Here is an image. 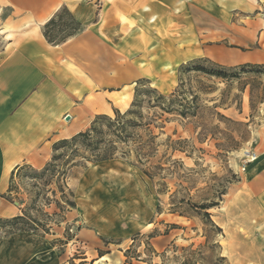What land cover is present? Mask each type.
Here are the masks:
<instances>
[{
	"label": "rangeland",
	"instance_id": "374dc122",
	"mask_svg": "<svg viewBox=\"0 0 264 264\" xmlns=\"http://www.w3.org/2000/svg\"><path fill=\"white\" fill-rule=\"evenodd\" d=\"M179 1V10H166L159 17H153L156 8L149 5L152 11L135 38L137 48L130 55L124 52L127 39L117 43L119 50L101 42L103 47L95 54L105 69L99 75L87 69L85 73L98 79L100 87L93 92H100L103 106H72L67 113L71 115L69 121L60 117L58 131L63 129L62 136L70 138L85 131L96 115L114 118L115 109L124 113L131 106L139 79H149L151 86L164 94L172 93L180 83V64H171L168 59L156 63L163 54L158 46L163 44V37H170L174 24L187 17H192V35L197 38L194 58L211 59L206 53L209 48L245 52L263 49L264 0ZM7 14V10L0 9V20ZM128 23L134 25L129 20ZM241 30L255 33V38L242 39ZM110 52L114 53L113 58ZM110 57L113 66L109 70L105 65ZM135 66L148 69L147 75L120 81L111 88L117 91L114 98V93L105 88V84L113 82L107 78L111 75L114 79ZM260 77L258 80L264 83V75ZM255 79L251 73L229 83L201 74L185 77V86L199 95V113L188 118L165 115L161 120L167 117L169 121L162 128L151 125L152 134L140 131L146 141L151 135L156 136L152 149L146 152L150 156L142 163L136 156L138 142L119 144L118 157L111 160L93 163L77 158L79 165L71 169L67 179L77 206L66 213L65 221L53 226L51 234L36 238L37 241L46 245L57 238L66 241L55 243V251L57 257L68 259L70 264H133L147 259L152 264H162V253L163 264H182L187 257L195 258L196 264H264V103L252 111L249 84L245 91L239 90L245 82L254 83ZM239 100L243 101L242 111L237 109ZM233 138L240 143L231 148ZM176 142H181L177 146L183 150H172ZM79 150L85 155L90 153L82 145ZM123 151H129L127 157H122ZM27 175L16 179L18 195L14 192L13 202L0 198L4 210L11 208L21 213L37 191L39 207L44 206L46 196L54 198L53 189L57 190L56 198H61L57 184L47 185L44 179L35 183ZM195 204H212L207 211L221 230L206 220ZM158 205L161 213L156 212ZM44 209L49 213L58 211L54 204ZM66 228L72 239L65 236ZM151 233L156 236L147 238ZM0 236L6 237L2 229ZM102 238L111 242L105 244ZM146 242L156 253L147 250Z\"/></svg>",
	"mask_w": 264,
	"mask_h": 264
},
{
	"label": "crops",
	"instance_id": "0c3cea01",
	"mask_svg": "<svg viewBox=\"0 0 264 264\" xmlns=\"http://www.w3.org/2000/svg\"><path fill=\"white\" fill-rule=\"evenodd\" d=\"M149 5L156 8L153 17L181 8L179 0H0V9L8 11L0 20V198L7 191L17 165L44 167L51 159L54 140L69 138L60 134L63 129L58 131L61 115L65 117L75 104L93 109L103 106L100 92H93L100 87L98 79L86 74L85 69L98 75L105 69L95 54L103 47L101 42L119 50L117 43L127 39L124 52L130 55L135 51L134 40L152 11ZM62 6L85 28L65 43L52 45L45 39L42 26ZM261 26L264 27V20ZM240 34L242 39L255 38V33L249 30H241ZM196 39L192 35V17L175 23L170 37L161 39L163 44L158 49L163 54L156 63L168 59L171 64L181 65L193 59ZM261 39L264 40V33ZM233 40L243 43L240 39ZM206 53L227 65L264 63V43L258 51L217 47ZM110 56L113 58L114 53L110 52ZM111 57L105 65L109 70L113 66ZM147 70L135 66L114 79L110 75L107 80L114 83L105 84V88L116 98L117 91L111 88L120 81L146 76ZM0 206V217L19 214V210H4L2 201ZM39 237L45 236L16 232L3 237L0 264H70L68 259L56 256V244L39 243ZM133 264L149 263L136 260Z\"/></svg>",
	"mask_w": 264,
	"mask_h": 264
},
{
	"label": "trees",
	"instance_id": "16d2710c",
	"mask_svg": "<svg viewBox=\"0 0 264 264\" xmlns=\"http://www.w3.org/2000/svg\"><path fill=\"white\" fill-rule=\"evenodd\" d=\"M84 25L81 21L76 19L72 12L66 7H60L50 19L42 26V31L45 39L52 45H60L68 41L70 38L76 36L84 30ZM179 85L169 95L162 93L158 88L151 86V81L147 78H142L136 81L137 86L134 91V99L128 110L122 113L119 109H115V117L106 114L96 115L90 124V127L85 131L76 133L70 138H64L56 141L53 144V153L51 159L45 166L38 170L28 164L17 165L11 173L8 189L1 196L13 202L14 192L17 189L16 179L23 177L26 173L35 183L39 180H46L47 183L57 184V188L62 192L61 198H56V189H53L54 198L46 196L44 206L39 207L36 202L40 191H37L33 197H30V204L21 209V213L13 217H0V230L2 229L4 235L13 234L16 232H31L40 236H46L53 232L54 225H60L62 221L66 220V213L72 208H76L77 204L74 200V192L68 188L67 179L71 169L79 165L77 158L81 157L84 161L93 163L107 161L118 157L119 144L139 143L136 151L137 160L143 162L145 158L150 155L146 153L147 150L152 149L155 135H151V139L146 141L139 135L140 131L150 132V126L162 128L163 123L169 121V118L163 117L165 115L178 114L183 118L196 116L200 111L199 95L192 88H187L184 84V78L190 74H201L206 77L218 78L223 82L229 83L233 81H240L243 74L251 73L257 77L254 83H246L239 88L240 92L246 90L249 84V106L252 111L257 109L264 103V83L259 81L260 76L264 75V63L245 62L234 66H228L217 63L207 57H196L187 62L182 63L178 68ZM243 101L237 102V109L242 111ZM216 107V106H215ZM145 109L147 111H145ZM149 114H152L151 116ZM221 117L231 121L232 119L221 115ZM253 117V114H251ZM161 120V122H159ZM238 123V122H236ZM248 126V123H244ZM110 136V137H109ZM234 145L231 148L238 146L240 142L233 138ZM174 143L172 150H183ZM79 145H82L86 150L90 151L89 155L82 154L79 150ZM128 152H122V157H127ZM144 172L153 178V175L144 169ZM27 175V176H28ZM58 181H63L59 185ZM37 185V184H35ZM66 185V189L63 187ZM17 195L18 193L15 192ZM19 198V197H17ZM22 200V199H20ZM55 205L58 211L49 213L45 211V207ZM196 209L202 211V215L208 220L217 230H221L213 220L210 213L207 211L213 205L195 204ZM160 205L157 206V213H161ZM60 216L61 220L57 217ZM68 239L73 236L69 234L66 228L64 232ZM136 233L135 236H138ZM3 236V235H2ZM0 236V240L3 238ZM156 235L151 233L147 238H153ZM105 244L111 241L102 238ZM57 242L66 243L61 238L54 239L52 244ZM118 242L117 244H119ZM147 243V250L156 253L149 242ZM127 252V251H126ZM101 256L105 253L100 252ZM126 255H128L126 253ZM162 257V264L164 263L165 253L160 254ZM140 258V255H136ZM151 264V259L145 260ZM182 264H196V259L187 257Z\"/></svg>",
	"mask_w": 264,
	"mask_h": 264
},
{
	"label": "water",
	"instance_id": "95a60500",
	"mask_svg": "<svg viewBox=\"0 0 264 264\" xmlns=\"http://www.w3.org/2000/svg\"><path fill=\"white\" fill-rule=\"evenodd\" d=\"M71 119V115L70 114H67L66 116H65V120L66 121H69Z\"/></svg>",
	"mask_w": 264,
	"mask_h": 264
},
{
	"label": "bare ground",
	"instance_id": "6f19581e",
	"mask_svg": "<svg viewBox=\"0 0 264 264\" xmlns=\"http://www.w3.org/2000/svg\"><path fill=\"white\" fill-rule=\"evenodd\" d=\"M253 159H255V158H253Z\"/></svg>",
	"mask_w": 264,
	"mask_h": 264
}]
</instances>
